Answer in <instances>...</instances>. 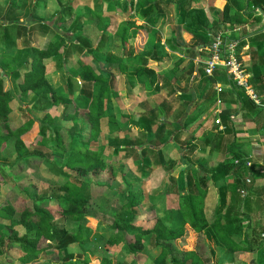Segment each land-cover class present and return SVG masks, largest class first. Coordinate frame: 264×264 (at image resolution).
Wrapping results in <instances>:
<instances>
[{"label": "trees", "instance_id": "1", "mask_svg": "<svg viewBox=\"0 0 264 264\" xmlns=\"http://www.w3.org/2000/svg\"><path fill=\"white\" fill-rule=\"evenodd\" d=\"M221 1L223 20L221 23L214 20L211 24L205 7L195 0H93L91 17L97 23L92 29L86 26L82 16L75 14L72 5L63 6L56 24L71 35L67 43L59 38L54 43L47 42L42 49L33 48L21 65L18 61L22 52L3 59L0 73L9 78L11 87L4 90L0 79V188L18 181L22 174V171H14L18 163L27 164L34 175L44 164L54 169L52 175L60 178L54 188L42 193L34 184L28 185L25 189L27 201L13 188L6 192L0 204V258L15 244L20 257L10 264H41L39 257L44 253H50L51 264H70L75 256L69 247L81 246L93 236V231L83 224L90 219L96 221L99 231L109 234L107 245L118 247L128 258L138 257L149 243L152 249L160 250L154 264H205L196 250L197 240L193 241L192 249L186 248L191 237L203 236L217 249L219 257L224 258L222 264H248L240 256L254 252L258 255L256 264H264L262 234L247 232L242 218L240 207L244 200L239 190L244 189L247 180L244 176L252 167H247L248 159L236 142L231 110H221L217 116L222 131L214 122L216 116L204 110L215 104L213 88L220 83L223 88H229L230 99L235 96L246 109L256 114L258 129L264 124V26L247 42L250 63L246 71L259 95V105L238 89L223 69L207 76L201 68H195L192 61L197 57L194 48L210 43V34L239 28L250 21L262 23L263 17L255 15L254 10L259 9L264 15V0ZM163 3L170 5L177 16L178 26L172 30L174 37L184 27L195 40L183 51L171 37L165 41L171 52L180 51L183 55L176 58L169 72L175 77L186 61L180 70H187L189 76L197 80L196 95L191 99L190 93L179 94L178 85L165 82V86L170 87L168 95H174L170 101L164 100L134 117L121 107L128 105L124 94L131 97L134 88L141 86L140 89L152 96L162 88L148 65L149 59L166 57L165 46L155 38L152 51L140 50L145 38H141L139 32L149 34L151 27L164 17ZM104 4L107 12L118 9L128 17L114 36L107 29L110 23L104 19ZM27 7L26 4H12L6 16L17 9L28 14ZM231 16L235 20H231ZM135 18L142 24L136 25ZM41 27L44 32L49 31L48 26ZM11 30L15 31L16 38L26 36L28 40L30 37L31 31L15 20L2 30L3 37ZM246 34L244 30L243 35ZM244 44L242 42L238 50ZM6 48L9 47L6 45ZM73 56L76 63L70 67L68 62ZM54 61L64 64L60 66L64 71L63 84L56 88L45 76L46 66ZM29 95V104L19 108L27 121L12 130L7 122L10 104L17 96ZM181 104L189 110L188 115L181 118L183 115L179 113L174 117L173 107ZM53 109L58 110L56 117L50 114ZM115 109H119V115L114 113ZM161 115L164 118L159 123ZM206 119L212 122V131L202 130L200 124ZM199 120L201 123L196 130L189 133V126ZM132 127L137 129L136 139L117 136ZM103 129L109 136V143L99 142ZM185 135L186 144L201 136L202 148L193 160L187 156L195 150L194 146L189 152V149L182 151L179 163L169 160L164 147L170 142L181 145ZM8 144L11 158L2 155ZM111 159L116 164H111ZM126 163H130L134 171L123 169ZM117 166L123 189L112 187ZM179 170L180 186L176 177ZM164 176L168 177L169 187L161 216L150 192L160 185ZM181 242L184 248L179 245ZM213 253L212 248L209 254L213 257ZM87 255L85 252L76 257L82 256V264H90ZM99 264L124 263L106 258Z\"/></svg>", "mask_w": 264, "mask_h": 264}, {"label": "rangeland", "instance_id": "2", "mask_svg": "<svg viewBox=\"0 0 264 264\" xmlns=\"http://www.w3.org/2000/svg\"><path fill=\"white\" fill-rule=\"evenodd\" d=\"M12 1L11 3H16V2H20L22 3L23 0H9ZM45 1L47 2V0H39L38 4H37V9L35 11L31 10L29 11V15H26L24 12V16L21 15L22 20L26 19L27 21H31L32 19L36 20V19H41L43 21H45L49 26L53 27L54 29L56 28V20H57V16H58V12L61 10V8L63 6H67L70 5V2H75L76 0H48V2L46 4ZM173 1H179V0H173ZM197 3H200L202 0H195ZM208 3H211L210 1H208ZM93 0L87 2H83L80 6H78V12L77 14L79 16H82L84 19L89 20V24L93 27L96 25L97 21L95 19H93L91 17V11L93 10ZM223 2L221 0H215L214 4H209L206 5V11L208 14V18L210 23L212 24V22L214 20L218 21V22H222L223 17H222V7ZM163 7V13H164V17H162L155 26L151 27V31L150 34L152 32H154L153 37L155 36V38H158L161 42V44L163 43V41L168 38L167 36L170 35V39L174 40L175 42L179 43L181 47L180 50H185L186 48H190L193 44H194V39L193 37L188 34L183 27V30L178 34V36L174 37L172 30L177 28L178 23H177V16L175 15V12L173 10V8L170 7V5L163 3L162 5ZM75 9V8H74ZM76 14V15H77ZM30 16V17H29ZM136 19V18H135ZM25 20V21H26ZM231 20H235L234 16H231ZM24 21V22H25ZM210 28H212L211 26H209ZM155 28V30H154ZM218 33V32H217ZM151 36V35H150ZM112 38V37H111ZM150 41H147L144 45V50L146 51H152L153 47H152V42H151V38L149 39ZM165 49L166 51L169 50V48L166 46V44L164 43ZM110 48V45H109ZM169 52V51H168ZM178 54L182 55V53L180 51L175 52V53H168L166 55V57L164 59L158 58V59H149V68L152 69L154 71V73H156L157 75V81H158V85H162L161 90L157 93L154 94L152 96H149V92L140 89L141 86L139 87H135L134 90L132 91L131 95H133L134 97V101L136 102L135 105H133V113H141L144 110H148L150 109L152 106L159 104L162 101H166L167 103L170 101L169 99L167 100L166 98L169 97H173L174 95H168L169 93V86H165L166 84H164L165 82H169V81H165L164 79H166L168 77V79H170V84H172V86L178 85L179 88L177 89V92L179 94H184V93H190L191 95V99L192 96H194L195 92H196V85H197V80L193 79L192 76H189L190 74L184 70H180L181 68H183V66L185 65L186 61L180 65L179 67V71L176 72L177 76L174 77L173 73H170L169 71L171 70V68L174 66V62L176 60V58H178ZM151 58V57H150ZM70 67L72 66L71 64H68ZM244 65V64H243ZM48 79V81L53 85V86H58L59 83L62 81V76H64V71H60V69L58 67H48L47 69V73L45 75ZM162 76H164L162 78ZM61 78V79H60ZM175 78V79H173ZM167 79V80H168ZM172 79V80H171ZM174 80V81H173ZM176 80V81H175ZM7 80H3L4 83V90H8V85H7ZM191 85V86H190ZM196 95V94H195ZM30 96H18L15 98V100L11 103V113L8 117V121L9 122V126L12 130L17 129L22 127L25 124V121H27L26 118H24L21 115V112L19 110V108H23L25 105L29 104L30 101ZM131 100L128 98V109H126L125 105H121V107L124 109V111L130 110L129 108L131 107ZM214 104H210L209 106H207L206 109L204 110H209ZM186 106L185 105H178L173 107V110L171 112H173V116H177V114L181 113L183 116L181 118H183L186 114ZM128 112V111H127ZM170 112V113H171ZM115 114L119 115V109H115L114 111ZM130 114H132V112H128ZM50 114L53 117H56L58 114V110L53 109ZM37 116V115H36ZM172 116V117H173ZM135 117V116H134ZM172 117L170 118V121H172ZM173 117V118H174ZM203 117H206V115H204ZM164 118L163 115L159 116V123L160 121H162ZM209 119L211 120V118L209 117ZM209 119H206V121H203V125L200 124L201 121L198 122V124H200V126H202V130H205L204 132H209L212 131V122H208ZM137 129H128L127 132H119V134H117V136H119L120 138L123 137H127L130 140H134L136 139V137H138L136 135ZM187 135L182 137V144H170L168 147H166V150L169 152L172 150L171 152V157L174 159V162H177L176 157L179 156L181 153H183V150H188V152L190 151V149L194 146L195 150H193L191 152V155H188V158H191L193 160L194 155H196L195 153L199 151L200 148H202L203 146V141L201 140V136L200 138H197L194 142L186 144L187 141ZM114 137V135L112 136ZM109 136L106 135L105 133V129H103V133L101 134L100 138H99V142L100 143H109L108 142ZM208 149H206L207 151ZM166 153V152H165ZM3 157H12V151H11V147L10 144L6 145L4 151L2 152ZM186 157V158H187ZM111 164H116V162H114V159H111ZM18 167L14 168V171L17 173L22 171V174L19 175V179L18 181H16V183H9L6 187H1L0 188V204L2 202H4L5 198H6V192L13 188L15 189L18 193H20L21 199L24 201H27V196L25 194V189L27 188L28 185H33L38 189V192L42 193L45 191H48L49 189L51 190V188H54V184L55 182H58L57 180H59V178L57 176L52 175L54 172V169L51 168H46L44 164L40 165L39 167V171L37 173V175L32 174L31 171H29V168L27 166V164L25 163H18L17 165ZM123 169L125 167V170H130V171H134V169H132V165L130 163H126L125 165H122ZM117 166V177H116V181L113 182L112 187L113 188H119V189H123V185L121 183L120 180V173L118 170ZM132 167V168H131ZM122 168V167H121ZM180 172L177 175V180H178V186H180ZM2 179L1 175H0V180ZM169 187V181H168V177L164 176L161 183H160V187L157 188L153 193L155 194H161V195H165L166 191L168 190ZM214 197V196H213ZM215 201V200H214ZM22 202V201H20ZM211 202V201H210ZM213 203V202H212ZM162 204V202H161ZM109 208H106V211ZM110 212V211H107ZM114 213H111L110 215L113 217ZM160 215L162 216V210L160 211ZM18 216V215H16ZM83 224L90 228V230L93 231V236H91V239L89 242L85 243V244H81V246L79 244H74L71 245L69 247V251L71 253L74 254V259L70 264H82L81 260H83V257L81 256L80 259H77L76 256L83 255L85 252L88 253V257L90 258V264H98L100 263L101 259H113L116 260L118 262H123L124 264H154V260L157 257V255L159 254L160 250L157 248L152 249V247L150 246L151 244L147 243L145 245V249L143 250V252L141 254H136L138 257L132 259V258H128L127 256H125V254L123 252H121V250L117 247V248H113L110 247L109 245H107L106 240L109 236V234H105L104 232L102 233V230L99 231L98 226L96 225V221L87 219L83 221ZM67 226H69V223L66 224ZM6 236L7 235V231H5ZM197 237V236H196ZM195 247L196 250H198V254L203 257L204 263L205 264H222L224 262V258H220L217 249L213 247V244H209L213 247V254L214 256L211 257V255L209 254L208 248L206 245H203L201 241H199L197 238H194L191 240V242L189 241L187 243V247L189 249H192V245H193V241H195ZM204 240V239H203ZM204 244H206L205 241H203ZM181 247L184 248L185 244L184 243H180L179 244ZM7 251H9V253H7L6 255H3L2 258H0V264H10V263H14L17 261V258L20 257V254L18 253V246L15 244L11 245V250L7 249ZM55 256V255H54ZM53 256V257H54ZM52 257V260H54V258ZM40 258V262L41 264H51V255L50 253H44ZM207 258H210L208 260H206Z\"/></svg>", "mask_w": 264, "mask_h": 264}, {"label": "crops", "instance_id": "3", "mask_svg": "<svg viewBox=\"0 0 264 264\" xmlns=\"http://www.w3.org/2000/svg\"><path fill=\"white\" fill-rule=\"evenodd\" d=\"M38 1L39 0H23L22 3L16 2L14 4H17V5L18 4H20V5L26 4L28 6L26 8V10L30 11L32 6H37V4L39 3ZM85 1L86 0H76L75 2H70V5H72L75 8V14H77V12H78V6H80ZM134 1H136V0H134ZM208 1H210L211 3H208ZM11 2L12 1H9V0H0V68L3 66V59L5 57H9V56L12 57L16 52H22L23 53V55L20 57L21 59L18 61L19 65H21V63L23 64L25 62V59L27 58V55H28V53H30L31 49H33V48L34 49H42L47 44V42L54 43L59 38H63L64 43H67L70 40L71 35L69 33H65V31L63 30L64 28L60 27L57 24H56V28L54 29L53 27L49 26L45 21H43L41 19H36V20L32 19L30 22L27 21L26 19L22 20L21 15L24 16V12L21 9H17L14 13L12 12L10 14V16L7 17L6 12H8L10 6L13 4ZM47 2H48V0H47ZM47 2L45 1L44 4H46ZM214 2H215V0H202L199 4L204 6L206 9V5L214 4ZM36 9H37V7H35V10ZM103 10H104V19L106 21L108 20V23H110L109 28H107V29H109V32H111V35L114 36L115 32L117 31V28H119V26H121L122 22H124L126 19H128V17L123 16L121 14V10H118V9L115 10V12H107L106 11V4H104ZM30 13H32V10ZM26 15H29V13ZM131 15L132 14L129 13V16H131ZM14 20L17 22V24H19L23 27H26L29 29V31H31L30 37L28 40H27L26 36L24 38L23 37L16 38V35L14 33L15 31H13V30L8 32L6 34V36L3 37V31L2 30H4V28H6V27H10L14 23ZM84 20H85L86 26L88 28L92 29V26L89 24V20H87V19H84ZM134 21H135L136 25H138V26L140 24H142V21H140L138 19H134ZM263 23H264V20L262 21V23H252L250 21L249 23L239 27L240 29L238 32L233 33V38H238V39L242 38L241 43L242 42L245 43L244 47L242 49H240V53H241L240 59L242 60L245 68H247L249 63H250V60H249L250 49H249V45L247 43L248 39L252 36V34L254 32L257 31V29H259L261 26H264ZM42 25L48 26L49 31L44 32L43 30H41ZM154 30H155V28H154ZM244 30H246V32H247L246 35H243ZM139 33H141V38H145L144 44L140 50H144V45L147 41H150L149 40L150 38H151V42L153 44V40L155 39V36L153 37L154 32H152L151 34L150 33L145 34L143 31H140ZM95 37H96V34H95ZM167 37H168L167 39H169L170 35H168ZM130 43H131V41H130ZM164 43H165V40L163 41L162 45H164ZM6 45L9 47L8 49L6 48ZM194 50L196 51V47L194 48ZM168 51H166L167 54L171 53L170 50H168ZM172 53H175V52H172ZM178 57L181 58V57H183V55L178 54ZM192 61L195 65V61L194 60H192ZM75 63H76V57L73 56L72 59L69 60L68 64H71L73 66ZM19 65H17V66H19ZM55 66L60 69V66L62 67V66H64V64L63 63L61 64L60 62L54 61L53 63H50L46 66V73H47L48 67H55ZM60 71L62 72V70H60ZM61 78H62V81L59 83L58 86L63 84V78L64 77L62 76ZM0 79L2 80V82L4 79L7 80L6 82L8 85V89L11 87L10 80L8 77H6V75H1V73H0ZM167 79H168V77H167ZM173 79H175V78H173ZM168 81L170 82V79H168ZM58 86H53V87L56 88ZM219 86L221 88H223V86H221L220 83H219ZM3 88H4V83H3ZM222 90H223L222 93L224 92L225 94H224V97H222V98L220 96L222 103L219 105V112H221V110H224V109L231 110L232 114L230 115V117H231V121H232L233 130L235 133L236 142L239 145L241 151L246 156V158L248 160H250V162L252 163L251 171L244 176L245 180L250 179L249 184H246V183L243 184V188L246 191V196L240 197L241 199L244 200V203L241 204L240 208H241V212H242V216H243L242 218L244 220L245 230H247V232H250V233L252 231H254L255 234L257 232V233L263 235L264 234V124L260 126V129H258L256 127L255 119H254L256 114L251 112L250 110L246 109L247 107H244L243 104L240 103L234 95H233L234 97L231 98V99H233V101H232L233 103H232L231 99L229 98V93H228L229 88L228 87H224ZM254 91L258 95L257 90L255 88H254ZM130 96L131 97H129L128 94L127 95L124 94L125 99L128 100V98H129L131 100V103H132L131 107L129 108V109H131V108L132 109L127 110V111L132 112V114L136 117L140 113H136V114L133 113V105H135L136 102L134 101V98H133L134 96L131 94H130ZM258 98H259V95H258ZM166 99L170 100L169 97H167ZM190 106H192V103L190 104ZM125 107H126V109H128L127 105H125ZM10 108H11V104H10ZM214 108H215V104L209 109V112L212 111V109H214ZM11 111H12V109H11ZM127 111H125V112H127ZM144 111H142V112H144ZM188 112H189V110L186 111V114L184 117H186L188 115ZM201 119H202V117H201ZM197 125H199L197 122L190 125L189 126L190 129L188 128V130H189L188 132L189 133L194 132L196 130ZM203 127H204V125H203ZM203 131H205V130H203ZM170 144L174 145L175 143L170 142L167 146L164 147L165 150H166V147H168ZM172 150L173 149H171V151H169V152L166 150L165 154L167 155L169 160L174 161V159L171 157ZM180 157H181V154L176 157V160L178 163L180 162ZM209 163H210V165L215 164L212 162H209ZM180 171L181 170L178 171V173L176 174V177ZM159 187H160V185L153 188V190L150 192V194L152 195L151 197H153V199H155L157 207L160 210H162L163 206L166 205V199H165L166 194L161 195V194L153 193ZM161 202H162V204H161ZM200 238H198V239L202 242L203 245H206V246L208 245L207 247L210 246L208 244V242L206 241L205 237L200 236ZM192 239L193 238L191 237L190 242ZM203 241H205L206 244H204ZM261 242L264 243V238H262V237H261ZM193 245H194V242H193ZM212 248L213 247H209L208 251L209 250L211 251ZM210 251H209V253H210ZM257 256L258 255L254 252L253 254L241 255L240 258H241V260L248 261V264H256Z\"/></svg>", "mask_w": 264, "mask_h": 264}, {"label": "built area", "instance_id": "4", "mask_svg": "<svg viewBox=\"0 0 264 264\" xmlns=\"http://www.w3.org/2000/svg\"><path fill=\"white\" fill-rule=\"evenodd\" d=\"M255 15L263 17V12L259 9H255ZM264 25V23H263ZM239 28H226L222 32L210 34L211 41L205 46L196 48L197 57L194 59L195 68H201L205 75L212 76L215 70L223 69L228 79L239 89L243 90L245 95L256 105H259V98L252 84L250 83V74L246 71L242 60L240 59L241 53L238 50L241 39L233 38V33L238 32ZM215 92V108L212 109L213 115H215V124L219 127V131L223 130V126L220 123L219 105L222 103L220 95L222 88L216 84L213 88ZM237 163V161H235ZM247 167H252L250 160L247 161ZM250 183V179L246 180V184ZM241 197L246 196L244 189L239 190ZM264 238V234L261 236Z\"/></svg>", "mask_w": 264, "mask_h": 264}]
</instances>
